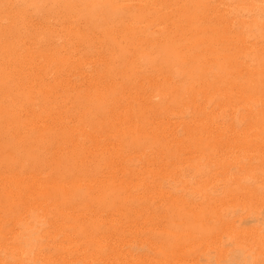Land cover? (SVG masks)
<instances>
[{"label":"bare ground","instance_id":"1","mask_svg":"<svg viewBox=\"0 0 264 264\" xmlns=\"http://www.w3.org/2000/svg\"><path fill=\"white\" fill-rule=\"evenodd\" d=\"M262 191L264 0H0V264H264Z\"/></svg>","mask_w":264,"mask_h":264},{"label":"rangeland","instance_id":"2","mask_svg":"<svg viewBox=\"0 0 264 264\" xmlns=\"http://www.w3.org/2000/svg\"><path fill=\"white\" fill-rule=\"evenodd\" d=\"M198 185H200V184H198ZM198 187H200V186H198ZM261 193L264 194V191H262ZM261 193H260V195H262Z\"/></svg>","mask_w":264,"mask_h":264}]
</instances>
